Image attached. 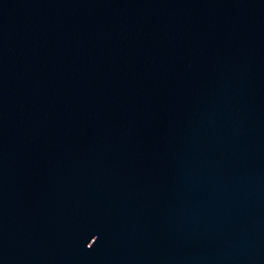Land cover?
I'll return each instance as SVG.
<instances>
[{"label": "water", "instance_id": "1", "mask_svg": "<svg viewBox=\"0 0 264 264\" xmlns=\"http://www.w3.org/2000/svg\"><path fill=\"white\" fill-rule=\"evenodd\" d=\"M0 264H264V0H0Z\"/></svg>", "mask_w": 264, "mask_h": 264}]
</instances>
